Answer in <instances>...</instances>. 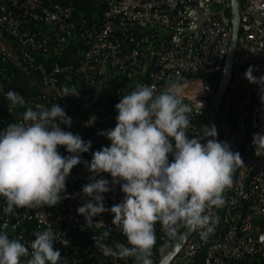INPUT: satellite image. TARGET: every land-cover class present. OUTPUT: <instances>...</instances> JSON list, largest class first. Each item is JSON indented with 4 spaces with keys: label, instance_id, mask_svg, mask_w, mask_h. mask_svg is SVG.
<instances>
[{
    "label": "built area",
    "instance_id": "1",
    "mask_svg": "<svg viewBox=\"0 0 264 264\" xmlns=\"http://www.w3.org/2000/svg\"><path fill=\"white\" fill-rule=\"evenodd\" d=\"M102 8L98 20L76 17L72 2L54 0H0V131L22 121L27 107H62L72 118L64 131L91 141L81 160H92L96 146L106 136L101 131L116 126L115 108L96 107L105 89L116 99L130 94L138 84L154 86L157 94L170 83L182 87L181 98L192 108L189 136L201 135L198 125L206 117L216 90L231 39L230 0H94ZM240 22L232 71L218 109L217 139L228 142L244 161L233 174L225 203L212 212L218 218L214 231L201 238L192 232L169 264H264V153L256 155L255 133L264 134V103L258 84L245 79L264 76V0H241ZM63 86H75L80 96L62 97ZM22 95L26 105L11 106L6 93ZM94 123L89 124L90 119ZM203 130V129H202ZM60 154L69 153L64 147ZM171 162L172 157L169 156ZM90 172L84 163L74 166L66 179V197L54 207L17 208L4 212L0 197V232L29 248L37 231L52 229L59 264H135L134 258L114 259L97 248L94 236L112 246L127 243L112 224L109 211L94 217L87 228L78 207L90 198L82 192ZM99 178L111 181L109 174ZM106 208L122 202L119 185L103 194ZM111 235L103 237L105 231ZM153 264L169 251L181 234L170 238L157 222ZM22 258L21 264H27Z\"/></svg>",
    "mask_w": 264,
    "mask_h": 264
},
{
    "label": "clouds",
    "instance_id": "2",
    "mask_svg": "<svg viewBox=\"0 0 264 264\" xmlns=\"http://www.w3.org/2000/svg\"><path fill=\"white\" fill-rule=\"evenodd\" d=\"M249 66L245 79L258 84L264 103V76L253 75ZM178 82L157 94L154 86L138 84L134 91L121 97L115 105L116 126L101 131L110 146L95 151L91 162L82 161L91 141L64 131L61 124L71 127L73 121L58 104L50 108L27 107L22 121L10 123L0 131V197L5 198L6 214L17 208L54 207L66 197V179L74 166L84 163L90 172L89 183L82 192L90 199L77 212L85 218L84 227H95L94 217L111 212L112 224L127 243L112 246L94 236L95 245L104 256L114 259L134 258L135 264H153L156 244L155 226L159 222L170 238L181 227L199 231L206 238L218 223L212 209L224 205V193L233 185V174L244 166L238 152H232L228 142L217 139L215 124L203 126L201 135L189 136L192 108L181 98ZM62 97L80 96L75 86H63ZM11 106L26 105L18 92L6 93ZM90 119L89 124L94 123ZM207 139L206 143L202 140ZM257 156L264 153V134L252 139ZM64 147L69 155L60 154ZM172 160L170 162L169 156ZM109 174L111 181L99 178ZM119 185L122 202L105 207L104 193ZM31 242V253L7 232H0V264H59L64 259L54 247L56 235L52 229L37 231ZM111 232L105 231L107 238Z\"/></svg>",
    "mask_w": 264,
    "mask_h": 264
},
{
    "label": "water",
    "instance_id": "3",
    "mask_svg": "<svg viewBox=\"0 0 264 264\" xmlns=\"http://www.w3.org/2000/svg\"><path fill=\"white\" fill-rule=\"evenodd\" d=\"M230 2H231L230 21H231V28H232L230 45H229L228 53L224 60V67L220 75L219 84L216 90L214 91V93L212 94L210 101H209V106H208L207 114L205 117V124H204L205 127L210 126L214 124L215 122L216 115L220 107L223 95L226 91V87L229 82L231 71H232L233 59L235 55L236 43H237V38H238L240 11H241V6H242V1L241 0H230ZM207 139H210V138H206L205 140H202L201 142L206 143ZM192 232L193 231H190L189 229L184 227L179 237L173 243L172 247L158 261L157 264H169V262L180 252V250L182 249L186 240L192 234Z\"/></svg>",
    "mask_w": 264,
    "mask_h": 264
},
{
    "label": "trees",
    "instance_id": "4",
    "mask_svg": "<svg viewBox=\"0 0 264 264\" xmlns=\"http://www.w3.org/2000/svg\"><path fill=\"white\" fill-rule=\"evenodd\" d=\"M54 1L59 2V3L72 2V4L75 6V9H76L75 16L78 18L82 17L86 19L87 21L98 20L102 13V8L98 4H96L94 0H54ZM117 103H119V101L118 99H116V95L114 93L113 88L110 87L104 90L103 98H100V101L98 104H89V105L91 109L96 108V107L106 109L109 106L115 108V105ZM204 124H205V117H201L198 122V125L201 131L203 129ZM110 143H111L110 140H108L107 138V140L101 141L96 146L95 150L99 151L102 149V147L110 146ZM183 229L184 227H181L180 232H182ZM241 264H251V262H243Z\"/></svg>",
    "mask_w": 264,
    "mask_h": 264
}]
</instances>
